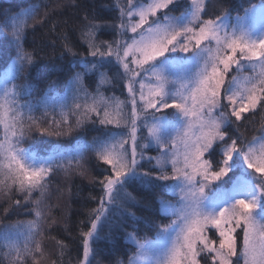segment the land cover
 <instances>
[{"label":"snow or ice","instance_id":"6c2138e0","mask_svg":"<svg viewBox=\"0 0 264 264\" xmlns=\"http://www.w3.org/2000/svg\"><path fill=\"white\" fill-rule=\"evenodd\" d=\"M61 7L0 12L11 46L0 48V208L33 217L0 222V256L66 264L63 240L52 255L43 243L57 226L49 182L63 172L98 191L77 264L121 235L135 249L127 264H264V0H115L108 12L83 8L76 40ZM36 26L62 39L61 65L26 46ZM45 70L66 74L62 91L50 81L35 94ZM106 85L126 98L106 96ZM257 113L259 134L240 131ZM29 138L47 147H24Z\"/></svg>","mask_w":264,"mask_h":264},{"label":"trees","instance_id":"16d2710c","mask_svg":"<svg viewBox=\"0 0 264 264\" xmlns=\"http://www.w3.org/2000/svg\"><path fill=\"white\" fill-rule=\"evenodd\" d=\"M44 0H0V12L4 13H15L23 8L28 7L32 3H43ZM230 4H245L247 6L248 0H226ZM252 3H258L259 0H251ZM51 5H64V7L57 9V18L69 21L68 34L72 40L78 38V33H73L71 31V26L73 24L78 25L79 20L77 17L83 14V8L92 6L97 11L103 10L108 12L114 5L115 0H50ZM79 5V7H77ZM235 15V13H233ZM107 18V17H106ZM2 21V17H0ZM31 23V22H30ZM59 31V29H58ZM105 39H112L111 36L104 37ZM55 41V44L52 42ZM28 48L41 49V55L45 57V62L49 68L53 65L59 66L64 61L60 59L62 53V39L57 35L49 33L47 26L40 27L36 26L35 30L29 29L27 32V44ZM0 48H7L11 53V46L7 40L0 39ZM83 51V49H78ZM5 66V62L0 60V70ZM36 76V73H33ZM66 74L61 72H48L45 70L40 74L39 79H32L31 83L35 86V94L40 95L42 90L47 86L50 81L58 82V91H62L64 83L66 81ZM26 81L22 78L16 80V84H24ZM107 89L104 94L119 96L120 99H124L122 96V89L119 85L115 87L111 85H106ZM37 116L42 115L41 112L36 113ZM252 119L255 122V127L249 124L247 129H240V131L245 132L246 135H258L259 127L261 124V114L257 113ZM94 133H90L92 135ZM24 147H32L35 149H40L41 151L47 147L44 139L32 140L29 138L23 145ZM43 154V153H42ZM86 167L89 169L91 175H97L98 172L93 169L92 163L86 162ZM48 190V203L50 205H55L53 208V213L57 219V226L48 234V238L43 242L46 252L49 255L58 252V246L56 240H63L68 248L66 250V255L64 257L66 264H77V260L82 256V241L80 237V222L85 220L87 210L95 207V203L92 202L89 197L92 195H97L98 191L89 182L87 178L80 177L78 175H73L66 177L63 172L56 173L49 182ZM59 189L60 191H57ZM70 190V191H69ZM38 196L39 193H36ZM0 205L7 207L4 200L0 198ZM136 211V209H133ZM139 214V213H138ZM32 216L25 214V209L20 208L13 211L6 217L2 213V208H0V222L5 224H12L21 220L32 219ZM132 229L129 228L128 231ZM152 236L153 233L148 229L144 228L140 233L143 235ZM53 237L55 239H53ZM131 251H135L126 240L121 235L116 240L108 241L102 240L98 245V255L95 256L93 264H118V262L127 261V255ZM0 261L3 264H7V261L0 256ZM30 264V262H29Z\"/></svg>","mask_w":264,"mask_h":264},{"label":"rangeland","instance_id":"374dc122","mask_svg":"<svg viewBox=\"0 0 264 264\" xmlns=\"http://www.w3.org/2000/svg\"><path fill=\"white\" fill-rule=\"evenodd\" d=\"M258 3H259V2H258ZM126 95H127L126 90H123V89H122V96L124 97V99L126 98ZM107 96H111V95L108 94ZM117 97H119V96H117ZM156 154H157V153H156L155 150H153V151L150 153V155H156ZM124 264H127V261H126Z\"/></svg>","mask_w":264,"mask_h":264}]
</instances>
